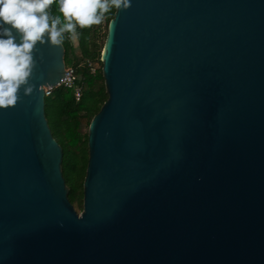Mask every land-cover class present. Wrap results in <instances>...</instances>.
Returning <instances> with one entry per match:
<instances>
[{"label":"water","instance_id":"obj_1","mask_svg":"<svg viewBox=\"0 0 264 264\" xmlns=\"http://www.w3.org/2000/svg\"><path fill=\"white\" fill-rule=\"evenodd\" d=\"M130 5L101 56L81 213L46 115L64 45L38 42L0 109V264H264V0Z\"/></svg>","mask_w":264,"mask_h":264},{"label":"clouds","instance_id":"obj_2","mask_svg":"<svg viewBox=\"0 0 264 264\" xmlns=\"http://www.w3.org/2000/svg\"><path fill=\"white\" fill-rule=\"evenodd\" d=\"M54 2H58L63 23L60 16L49 14ZM130 6V0H0V109L15 107L20 100L19 90L28 84L36 66L33 51L38 42L60 47L64 33L75 38L77 27L99 25L112 8ZM13 31L20 36L19 43ZM32 91L29 86L24 95Z\"/></svg>","mask_w":264,"mask_h":264},{"label":"trees","instance_id":"obj_3","mask_svg":"<svg viewBox=\"0 0 264 264\" xmlns=\"http://www.w3.org/2000/svg\"><path fill=\"white\" fill-rule=\"evenodd\" d=\"M51 16H63L59 12L58 2L48 9ZM116 9L112 8L105 14L104 21L99 25L76 30L78 47L81 56L76 55V47L64 33L65 62L68 66H79L90 60L100 64L96 74L84 67H78V85L83 86V95L76 101L74 91L63 86L53 90L46 97V115L54 138L64 151L63 173L69 188V199L79 210L83 211V184L89 162L88 135L92 119L98 114L108 100L105 80L103 77L102 52L106 43L110 22L115 16ZM106 30L102 36L103 30ZM102 40V43H100Z\"/></svg>","mask_w":264,"mask_h":264},{"label":"built area","instance_id":"obj_4","mask_svg":"<svg viewBox=\"0 0 264 264\" xmlns=\"http://www.w3.org/2000/svg\"><path fill=\"white\" fill-rule=\"evenodd\" d=\"M77 29H79V27H77ZM76 29V30H77ZM67 37L71 38L72 35L71 34H67ZM87 67L91 70L92 74H96L97 72V66L93 61L90 60H86L84 62H82L79 66L75 67V66H67L66 67V71L65 72H69L67 77L64 78L63 80H61V82L59 83L58 87H65L68 89H72L74 91V96L76 101H80L83 95V86L78 85V67ZM56 88H52V87H48L45 88V95L46 97L50 96L53 92V90Z\"/></svg>","mask_w":264,"mask_h":264},{"label":"rangeland","instance_id":"obj_5","mask_svg":"<svg viewBox=\"0 0 264 264\" xmlns=\"http://www.w3.org/2000/svg\"><path fill=\"white\" fill-rule=\"evenodd\" d=\"M105 32H106V30L104 29V30L102 31L101 35L104 36V35H105ZM71 40L73 41V43H74V45H75V47H76V50H75L76 55L81 56V50H80V48L78 47V41H77L76 36H75V38H72V37H71ZM100 43H102V40H100ZM94 63L96 64L97 68H100V64H98V63H96V62H94ZM66 66H68V65L66 64ZM75 208H76V210H77L79 213L82 212V211L79 210L76 206H75Z\"/></svg>","mask_w":264,"mask_h":264}]
</instances>
